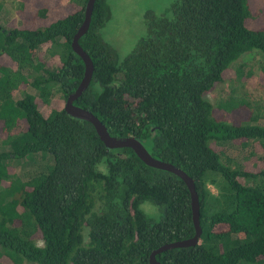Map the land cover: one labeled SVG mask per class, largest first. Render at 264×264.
Instances as JSON below:
<instances>
[{
  "label": "trees",
  "instance_id": "obj_1",
  "mask_svg": "<svg viewBox=\"0 0 264 264\" xmlns=\"http://www.w3.org/2000/svg\"><path fill=\"white\" fill-rule=\"evenodd\" d=\"M88 2L18 0L16 18L0 23V264H150L160 247L196 234L180 177L131 148L109 149L90 122L65 111L85 76L72 42ZM109 19L108 0H97L80 39L94 74L74 105L186 172L200 197V243L157 260H264V115L236 102L219 114L207 99L243 56L264 57V0H176L146 16V35L122 64L101 35ZM260 71L264 83V64ZM28 88L37 94L18 99ZM37 154L52 162L18 178L12 163Z\"/></svg>",
  "mask_w": 264,
  "mask_h": 264
},
{
  "label": "rangeland",
  "instance_id": "obj_2",
  "mask_svg": "<svg viewBox=\"0 0 264 264\" xmlns=\"http://www.w3.org/2000/svg\"><path fill=\"white\" fill-rule=\"evenodd\" d=\"M70 0H65L68 2ZM3 8L0 12V23L9 25L17 16L18 0H0ZM176 0H108L110 6V19L102 29L103 40L117 53L118 61L122 64L133 52L139 41L146 35L145 19L148 14L162 15L168 12ZM264 64V57L258 53H250L243 56L233 66V75L218 86L207 99L214 105L218 113H223V104L241 103L250 107L251 113L264 115V83L260 67ZM242 70L243 77L237 74ZM26 91V92H25ZM18 95V99L24 97V93L37 94L33 88H28ZM241 115L244 112L238 111ZM233 152H239L240 148L228 145ZM52 158L44 155H31L21 160H15L12 165L16 168L17 177L22 180L32 178L33 175L44 171ZM0 184V192L2 191ZM213 192L216 189L211 186ZM143 212L155 221L161 219L160 209L152 202L142 204ZM38 245L43 246L41 241ZM22 264H35L24 260ZM239 264H264V260L250 263L242 261Z\"/></svg>",
  "mask_w": 264,
  "mask_h": 264
},
{
  "label": "water",
  "instance_id": "obj_3",
  "mask_svg": "<svg viewBox=\"0 0 264 264\" xmlns=\"http://www.w3.org/2000/svg\"><path fill=\"white\" fill-rule=\"evenodd\" d=\"M96 1L97 0H89L86 8V17L84 23L75 35L74 40L72 42V48L75 53L83 59L86 66V71L85 76L76 92L68 97L65 105V111L68 115L73 118L90 122L95 127L101 140L109 149L131 148L145 164L150 167L165 170L167 172H171L177 175L188 186L191 193L192 214L194 225L196 228V234L191 239L169 243L154 251L150 258V264H162L157 260L158 254L164 253L172 249L193 247L200 243L203 234V229L201 226L200 197L197 192L194 179H192L186 172H184L180 168H177L173 164L154 158L143 145V143L134 137L116 138L111 136L104 123H102L96 115H94L89 110L74 105V102L78 98H80L90 86L94 74V63L89 54L84 51V49L80 45V39L88 32L90 28Z\"/></svg>",
  "mask_w": 264,
  "mask_h": 264
}]
</instances>
